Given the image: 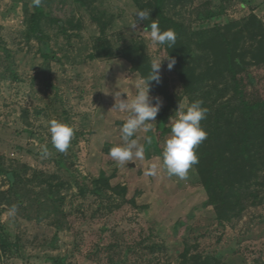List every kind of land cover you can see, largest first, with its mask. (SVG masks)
Listing matches in <instances>:
<instances>
[{
	"label": "rangeland",
	"instance_id": "obj_1",
	"mask_svg": "<svg viewBox=\"0 0 264 264\" xmlns=\"http://www.w3.org/2000/svg\"><path fill=\"white\" fill-rule=\"evenodd\" d=\"M157 4L164 25L177 35L174 52L152 45L144 30L151 19L160 21ZM30 5L31 0H0V226L16 244L0 250V264H181L185 246L190 255L213 263L264 264V204L249 205L222 223L207 203L195 165L185 180L168 176L162 165L179 103L189 105L184 82L207 98L223 95L217 86L211 90L214 79L207 81L209 57L218 56L223 40H235L243 55L245 70L238 69V77L252 70L261 78L262 88L253 94L250 89V96L264 98V0ZM138 10L150 11L151 18L132 29ZM29 12L38 16L39 29L26 24ZM252 15L261 28L245 29L241 22ZM127 46L149 64L162 55L176 59L171 71L164 60L159 85L177 104L160 126L156 117L148 132L133 137L144 148V160L121 166L109 149L124 143L120 129L128 113L113 108L115 93L131 99L145 81L123 56ZM150 96L166 105L158 91L150 89ZM50 119L75 129L66 153L51 145ZM45 145L51 153L46 159L40 154ZM152 163L160 165L159 173L147 177ZM98 179L110 187L94 194Z\"/></svg>",
	"mask_w": 264,
	"mask_h": 264
},
{
	"label": "trees",
	"instance_id": "obj_2",
	"mask_svg": "<svg viewBox=\"0 0 264 264\" xmlns=\"http://www.w3.org/2000/svg\"><path fill=\"white\" fill-rule=\"evenodd\" d=\"M154 11L160 18L158 23L161 30H166L163 21L167 19L161 5L157 4ZM25 13L27 15L28 8ZM34 14L26 16L25 22L31 29H39L40 22ZM241 23L247 30L255 26L261 28L259 22L256 25L257 20L253 15ZM149 25L150 23L146 27ZM217 31L221 32V29L218 28ZM223 41L218 56L215 54L214 58L210 55L212 65L207 71V81L214 79L208 82L211 90L217 86L216 89H220L218 94L223 91V95L219 98H207L194 83L184 82L189 104L195 99H201L203 106L208 109L206 119L201 121L208 135L200 144L197 153L199 162L195 167L206 192L207 203L212 206L217 219L222 223L238 217L249 205L264 204V98H255L249 93L250 89L253 94L254 90L262 88L261 78L252 70L246 71L244 77H238L237 70H245L243 55L235 40ZM173 48L169 50L174 52ZM105 54L110 55L109 50ZM44 56L51 57L47 52ZM123 56L146 79L150 71L146 56L138 54L133 46L124 48ZM149 88L158 91L166 101L157 115V124L160 126L168 116L169 109L176 107V99L155 82H150ZM97 182L98 185L93 188L94 194L100 193L101 186L110 187L105 180L98 179ZM15 245L6 238L3 226H0V250L6 253ZM181 264L219 263H213L212 258L202 257L200 254L190 255L189 247L185 246L181 253Z\"/></svg>",
	"mask_w": 264,
	"mask_h": 264
},
{
	"label": "clouds",
	"instance_id": "obj_3",
	"mask_svg": "<svg viewBox=\"0 0 264 264\" xmlns=\"http://www.w3.org/2000/svg\"><path fill=\"white\" fill-rule=\"evenodd\" d=\"M42 2L43 0H31L30 6L39 8ZM150 18V11L138 10L135 13V20L129 27L135 29L139 22L148 21ZM144 30L149 31V39L154 46L173 48L176 45L177 35L175 31L173 29L161 30L156 19H151L150 25L144 26ZM164 60H167L169 71L174 68L176 64L174 57L162 55L153 58L150 62V71L145 81L138 87L134 97L130 99L128 94L123 92L126 93V98H122L121 91L115 93L113 108L128 113V117L120 129L121 139L124 143L114 145L109 149L110 157L118 165L124 166L128 162H136V160H144L145 158L144 148L138 146L137 140L133 137L138 130L148 132L151 129V122L156 121L163 101L159 96H150L149 84L150 82L161 83V70ZM117 95L119 101H117ZM176 113L177 118L172 122L171 135L164 143L162 165L168 176L185 180L192 166L199 162L196 149L208 135L201 125V121L206 119L208 109L203 106L201 99H195L187 106L179 103ZM47 131L52 147L59 153H66L74 138L75 129L65 122L50 119L47 123ZM40 154L45 159L51 155L46 145L41 147ZM159 170L160 165L152 163L146 168L144 175L155 177Z\"/></svg>",
	"mask_w": 264,
	"mask_h": 264
}]
</instances>
